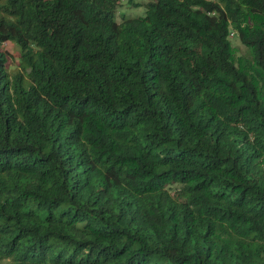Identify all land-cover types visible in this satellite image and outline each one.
Segmentation results:
<instances>
[{"label":"trees","instance_id":"trees-1","mask_svg":"<svg viewBox=\"0 0 264 264\" xmlns=\"http://www.w3.org/2000/svg\"><path fill=\"white\" fill-rule=\"evenodd\" d=\"M123 1L0 0V261L264 264V0Z\"/></svg>","mask_w":264,"mask_h":264},{"label":"rangeland","instance_id":"rangeland-1","mask_svg":"<svg viewBox=\"0 0 264 264\" xmlns=\"http://www.w3.org/2000/svg\"><path fill=\"white\" fill-rule=\"evenodd\" d=\"M149 0H132V4L128 5L127 1H123L119 8L117 9L115 15V21L117 23L121 22L122 17L126 18H135L143 17L146 12V5ZM232 45L236 48L239 56H246V49L240 44L239 40L233 36L231 38ZM2 50L8 54L10 57V63L14 66L17 65L18 54L14 49L13 45L10 43H4L2 45ZM0 264H9V261H0Z\"/></svg>","mask_w":264,"mask_h":264},{"label":"clouds","instance_id":"clouds-1","mask_svg":"<svg viewBox=\"0 0 264 264\" xmlns=\"http://www.w3.org/2000/svg\"><path fill=\"white\" fill-rule=\"evenodd\" d=\"M232 35V34H231ZM231 35H230V38H232L233 37V35H232V37H231Z\"/></svg>","mask_w":264,"mask_h":264},{"label":"built area","instance_id":"built-area-1","mask_svg":"<svg viewBox=\"0 0 264 264\" xmlns=\"http://www.w3.org/2000/svg\"><path fill=\"white\" fill-rule=\"evenodd\" d=\"M231 37H232V35H231Z\"/></svg>","mask_w":264,"mask_h":264}]
</instances>
